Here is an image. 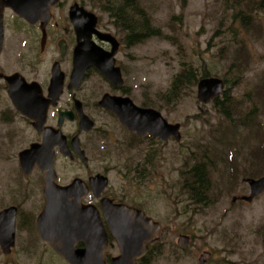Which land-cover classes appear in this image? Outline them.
I'll return each instance as SVG.
<instances>
[{"label": "rangeland", "instance_id": "obj_1", "mask_svg": "<svg viewBox=\"0 0 264 264\" xmlns=\"http://www.w3.org/2000/svg\"><path fill=\"white\" fill-rule=\"evenodd\" d=\"M73 1L97 15L102 31L118 37L123 44L128 33L121 27L142 23L139 11L146 14L143 19L148 17L151 31L161 32L128 46L120 59L127 68L133 101L138 106L146 103L161 112L169 124L180 125L182 139L180 142L170 139L167 143L154 137L141 140L143 143L130 140L117 119L90 105L92 101H100L103 93H110L105 81L94 75L84 83L90 93L85 100L97 125L94 132L82 136L90 161L80 171L64 163L67 178L79 173L105 174L109 178L106 190L109 197L116 203L141 208L160 223L161 249L155 264H199V258L206 252L211 254L205 259L208 264H264V192L253 203L240 201L251 194L250 185L244 180L264 178V172L251 174L250 168L252 151H260L263 158L256 166L264 165V139L254 135L249 120L244 124V116L236 113L262 120L259 123L264 134V110L258 109L249 96L264 76V12L254 11L243 20L239 14L243 8L237 7L238 1L137 0L138 5L126 9L119 19L115 10L122 0H63V3ZM15 21L12 18L5 31L0 63L14 57L23 38L36 35ZM2 69L6 70L4 66ZM189 70L197 75V85L185 87L172 96L175 79ZM215 78L225 83L219 96L225 111L215 100L208 103L198 100V84L203 79ZM234 107L239 108L231 110ZM229 109L231 118L226 119L222 112ZM65 129L73 131L74 125L70 123ZM28 135L22 136L23 139ZM23 142L10 141L14 144L10 151H18L14 148ZM25 146L24 142L20 148ZM11 165L0 159V181L6 186L3 192L8 199H15L0 201V213L20 207L23 215L16 223L15 247L4 254L0 246V264H68L43 244L33 223L27 221L41 214L43 198L37 189L31 199L18 202L24 197L23 187L3 177L14 171ZM198 165L209 171L212 185L211 191L202 197V204L194 202L186 189ZM10 179L15 181L11 175ZM235 198L239 199L236 203ZM180 235L191 238L188 249L182 248L185 241L183 245L178 243ZM110 255L116 256L118 252Z\"/></svg>", "mask_w": 264, "mask_h": 264}, {"label": "flooded vegetation", "instance_id": "obj_2", "mask_svg": "<svg viewBox=\"0 0 264 264\" xmlns=\"http://www.w3.org/2000/svg\"><path fill=\"white\" fill-rule=\"evenodd\" d=\"M47 2L50 5L49 13L43 14L37 22L30 23L21 18L12 8L4 10L5 31L8 29V23L15 17V23L18 24L20 21L36 35L23 38L14 57L10 61L6 60L7 63H0V122L2 123L0 159L11 162L14 169L3 177L23 187L24 197L18 202L31 199L38 189L43 198L42 212L49 201L53 202L58 197L61 203L68 199L67 204L71 208L76 207L79 200L83 205L94 209L92 218L88 217L84 220L81 230L73 231V235L71 234L75 238L74 251L94 249L93 245L89 247L87 238L91 233V241L95 240L94 221L99 214L108 239L104 256L108 264H114L113 260L117 258H123V261L127 259L129 264L132 261L136 264H155L161 249L159 233L154 237V242L150 243L151 238L146 235L135 236L128 229L131 226H139V230L145 234L148 230L146 220L139 219L138 214L117 210L109 219L105 217L103 209L108 202H111L112 206L129 207L116 203L106 194L109 186L100 193V178H108L107 175L87 173L82 176L79 173L67 178L68 173L64 167V163L78 171L88 167L90 152L84 147L82 136L94 132L97 126L89 112L90 105L94 108L99 107L107 115L117 119L129 133L130 140L133 138L143 143L141 140L146 138L162 139L159 136L140 135L131 131L121 122L119 114L114 110V104H117L118 110L125 108L124 103H119L118 100H128L138 109H153L146 103L138 106L131 98V88L126 79L128 78L127 68L124 61L120 59L125 48L150 38L145 32L147 26L142 24L143 21L142 23L139 21L137 26L130 27L128 31L126 30L128 36L123 44L118 37L102 31L100 18L82 4L73 1L64 5L63 0ZM139 12L141 17L145 15L144 11ZM158 33L161 34L160 31ZM5 40L6 37H4L0 59L4 54ZM2 66L10 71H4ZM42 68L46 70L43 72ZM80 68H83L84 72H80ZM79 75H81L80 78ZM94 75L100 76L105 81L110 88V93H103L100 101H92L90 105H87L85 98L90 93L86 91L84 83ZM105 96H109L111 103L113 102L112 105L107 104L109 108L101 104ZM70 123L74 125V130L66 131L65 128ZM27 134L29 135L23 139L22 136ZM14 139L23 140L26 146L20 148L23 142L19 147L14 148L18 151H10L14 144L9 142L12 143ZM170 139L177 141L173 135L163 140L167 143ZM33 146L40 148L31 155L22 156ZM49 149L53 155L54 171L46 170L50 162ZM4 171L7 169L1 170V173L4 174ZM10 175L15 181L10 179ZM62 188L68 189L64 191ZM5 189L6 186L3 187L0 181V193L2 192L0 201L13 202L14 198L10 200L5 196L6 193L3 192ZM63 192H66L67 196H62ZM10 208H16L14 228L16 245V223L18 217L23 214L20 207ZM134 209L143 211L148 218H151L141 208ZM38 218L39 214L27 219L33 223L37 233ZM12 221L13 218L9 219L7 216L1 219V224L6 229L9 228L11 234ZM118 230L125 232L120 233ZM62 234L63 232L48 231L47 236L55 242H70L68 235ZM0 240L5 243L6 238L0 235ZM43 244L55 252L54 248L44 242ZM122 249L128 252L124 254ZM112 252H118V255L111 256Z\"/></svg>", "mask_w": 264, "mask_h": 264}, {"label": "water", "instance_id": "obj_3", "mask_svg": "<svg viewBox=\"0 0 264 264\" xmlns=\"http://www.w3.org/2000/svg\"><path fill=\"white\" fill-rule=\"evenodd\" d=\"M48 0H0V54L3 48V42L5 37V28H4V10L6 8H12L14 12L19 15L21 18L26 19L27 21L37 22L41 18V16L48 15L50 5L47 2ZM79 67V66H78ZM80 72H84V69L80 68ZM109 77L107 74H105ZM111 76V74H109ZM81 75H79L80 78ZM111 79V77H109ZM61 84V83H60ZM225 83L224 81L218 79H203L198 84V100L201 103H208L211 100H215L218 98L221 93L224 91ZM109 96H105L102 101V106L105 108H109V103L112 105ZM119 103H124V109L117 108V104H114V110L119 114L121 122L126 125L131 131L137 132L140 135L150 134L153 136H159L164 140H167L171 135L175 136L178 141L181 140L180 134V125H169L168 122L162 117L161 113L155 110H146V109H138L134 105H132L128 100H118ZM108 104V105H107ZM132 105V106H131ZM143 120H142V119ZM145 120L153 119L156 126H153L152 129L146 128L143 126L145 124ZM137 119H139L137 121ZM39 146H33L30 150H28L24 155H31L39 150ZM52 150V148H51ZM48 156L50 157V162L46 170H53V155L52 151L48 152ZM29 172V171H28ZM250 185L251 194L249 196H243L240 198L242 201L246 203L253 202L257 197H259L264 192V178L259 180L247 179L245 180ZM108 184V179L101 177L100 178V187L101 192L105 189ZM74 185V184H73ZM66 191L68 188H62ZM60 196V195H59ZM62 196H67L66 192L62 193ZM238 198L233 199L234 202L237 201ZM50 200V198L48 199ZM61 203L59 197L53 202L48 203L44 211L38 218V234L42 242L48 244L50 247L54 248L56 254H58L61 258H63L68 264H108L104 260L105 250L107 247V235L103 228L102 221L100 215L98 214L97 220L94 221V239L91 241V233L87 238V243L89 247L92 245L94 249L84 250V251H74L73 245L75 244L74 236H71L73 231L81 230L80 228L83 225L84 220L86 218H92L93 213H95L94 209L83 205L79 200H77V205L74 208H71L67 203L68 199L62 201ZM111 202L105 204V208L103 209L104 215L107 219L114 215L117 211L120 212H131L138 214L137 217L141 220H146L147 222V232L139 230V226L129 227L130 232L135 235H146L148 238H151V242H154V237L160 230V223L154 222L152 219L147 218L145 214L140 211L130 207L123 208L121 205L119 206H110ZM115 208V209H114ZM93 209V210H92ZM93 211V212H92ZM98 213V212H97ZM88 214V215H87ZM13 218L12 221V234L9 228L6 229L4 225L1 224V219L4 217ZM15 218H16V208H10L4 210L0 213V235L6 238L5 243L1 242V248L4 254H9L11 249L15 245ZM79 227V228H78ZM50 229V230H49ZM48 231H56L58 233L63 232L62 235H68L67 242H55L51 237L47 236ZM120 233L125 231L118 230ZM73 235V234H72ZM48 237V238H47ZM182 241L186 243L183 245ZM190 237L181 236L179 239V244L183 245V247H188L190 244ZM97 247V248H95ZM123 253L126 254L128 251L123 250ZM127 251V252H126ZM210 254L205 253L201 259L200 264H207L205 259L209 257ZM114 264H129V260L123 258H117L113 260ZM131 264H136L132 261Z\"/></svg>", "mask_w": 264, "mask_h": 264}, {"label": "trees", "instance_id": "obj_4", "mask_svg": "<svg viewBox=\"0 0 264 264\" xmlns=\"http://www.w3.org/2000/svg\"><path fill=\"white\" fill-rule=\"evenodd\" d=\"M230 1H238V5L236 4L237 7L243 8L239 12L243 20L250 17L254 11L264 12V0H230ZM120 3L121 5L118 8V10H115L116 16L119 19H121V16L126 9L133 8L134 6L138 5L137 0H122ZM107 12L112 13L111 9H108ZM141 20L143 21L142 24L147 26L146 27L147 37H152L155 34L160 35L159 33H156V32H159L158 30L151 31L152 27L150 26L151 24H150L148 17H146L145 19H143L142 17ZM133 26L134 25L131 23V26H127V28L124 25L122 27L128 31L129 28ZM249 27L250 25H248V28ZM237 56H238L236 57L237 62L240 63V59H239L240 55H237ZM263 78L264 76L262 77L261 81L257 85H255V88L253 89L254 91L252 90L251 94L249 95L251 99L255 100L257 108L260 109L261 111L264 110V81H262ZM197 81H198L197 75L192 70H189L183 73L182 75L177 76V78L175 79L174 83L171 86L172 87L171 88L172 90L170 91L171 95L176 96L179 93V91L182 90L183 88L192 86V85H197ZM226 95L227 94L224 95L225 99H226ZM219 98L220 97L215 99V103L217 104L218 107H220L223 111H225L224 101H221ZM235 108H239V107H234L231 110H234ZM231 110L229 112H222L223 114H225V116L223 117L224 118L226 117V119H230ZM236 113L237 114L239 113L242 116H244V118H242V122L244 124L247 122V120H249L250 128L253 129V133H256L254 135L257 136L258 134L260 137H262V141H263L264 139L263 138L264 134H262L263 129L259 123V122H262V120L256 121L257 118H254L252 120V117L249 114L244 115L241 112H236ZM252 115H255V114H252ZM218 139L219 138L214 135V140L218 141ZM258 152L260 151H252L251 153L253 157V160H251V164H250L251 174H254V173L260 174L264 172V165L256 166V162H258L259 159L261 160L263 159L261 153H258ZM259 164L261 165V163ZM192 172H193L192 181L191 179H188L189 181H191V183L189 185H186V189L188 190V193L191 195V198L192 200H194V202H196L197 204H202L203 203L202 197L207 195L208 192L211 191V188H212V185L210 186V181L208 179L209 171H207L204 165H198L193 169ZM244 174H248L247 176H249L250 173H248V171H244Z\"/></svg>", "mask_w": 264, "mask_h": 264}, {"label": "bare ground", "instance_id": "obj_5", "mask_svg": "<svg viewBox=\"0 0 264 264\" xmlns=\"http://www.w3.org/2000/svg\"><path fill=\"white\" fill-rule=\"evenodd\" d=\"M142 119V118H141ZM139 119H137V121H138ZM143 120V119H142ZM144 121H145V124L143 125V126H145L146 128H149V129H152L153 128V126H156L157 124L156 123H154L155 121L153 120V119H150V120H145V118H144ZM154 121V122H153Z\"/></svg>", "mask_w": 264, "mask_h": 264}]
</instances>
